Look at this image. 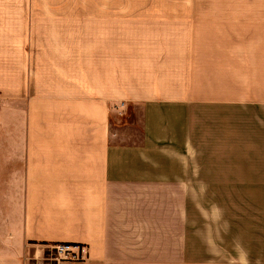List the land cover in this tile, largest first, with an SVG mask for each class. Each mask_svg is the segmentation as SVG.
Wrapping results in <instances>:
<instances>
[{
	"label": "crops",
	"instance_id": "crops-1",
	"mask_svg": "<svg viewBox=\"0 0 264 264\" xmlns=\"http://www.w3.org/2000/svg\"><path fill=\"white\" fill-rule=\"evenodd\" d=\"M192 193L246 195L243 258ZM260 195L264 0H0V264H264Z\"/></svg>",
	"mask_w": 264,
	"mask_h": 264
},
{
	"label": "rangeland",
	"instance_id": "rangeland-1",
	"mask_svg": "<svg viewBox=\"0 0 264 264\" xmlns=\"http://www.w3.org/2000/svg\"><path fill=\"white\" fill-rule=\"evenodd\" d=\"M191 196L194 221L199 220V225L203 229H208L209 219L215 216V219L221 221L219 229L226 231L221 236L218 235L217 238L220 236L221 240L216 243L217 248L224 251L227 256L232 254L233 260L243 258H239V254L243 252V201H246V195L192 193ZM254 196L248 195L247 201H251L250 198Z\"/></svg>",
	"mask_w": 264,
	"mask_h": 264
},
{
	"label": "built area",
	"instance_id": "built-area-1",
	"mask_svg": "<svg viewBox=\"0 0 264 264\" xmlns=\"http://www.w3.org/2000/svg\"><path fill=\"white\" fill-rule=\"evenodd\" d=\"M36 256L35 261L44 264H80L88 259V247L82 244H55Z\"/></svg>",
	"mask_w": 264,
	"mask_h": 264
}]
</instances>
